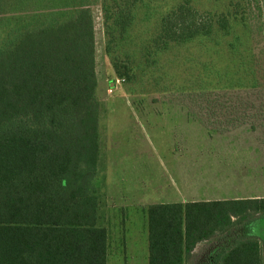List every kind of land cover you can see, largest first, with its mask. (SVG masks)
Here are the masks:
<instances>
[{"label":"rangeland","instance_id":"374dc122","mask_svg":"<svg viewBox=\"0 0 264 264\" xmlns=\"http://www.w3.org/2000/svg\"><path fill=\"white\" fill-rule=\"evenodd\" d=\"M184 1L138 0L121 33L104 5L125 0H88L107 264H148L150 204L264 198V0H188L225 13L228 31L159 48L163 18ZM249 236L264 256V212L199 242L186 264H221V251Z\"/></svg>","mask_w":264,"mask_h":264},{"label":"trees","instance_id":"16d2710c","mask_svg":"<svg viewBox=\"0 0 264 264\" xmlns=\"http://www.w3.org/2000/svg\"><path fill=\"white\" fill-rule=\"evenodd\" d=\"M137 1L104 5L121 33ZM210 13L182 2L163 18L155 44L227 32V15ZM95 54L88 0H0V264H107ZM256 212L264 198L150 204L148 264H186L199 242ZM219 259L264 264L254 236Z\"/></svg>","mask_w":264,"mask_h":264},{"label":"crops","instance_id":"0c3cea01","mask_svg":"<svg viewBox=\"0 0 264 264\" xmlns=\"http://www.w3.org/2000/svg\"><path fill=\"white\" fill-rule=\"evenodd\" d=\"M205 200H210V199H205ZM212 200H220V199H212Z\"/></svg>","mask_w":264,"mask_h":264}]
</instances>
